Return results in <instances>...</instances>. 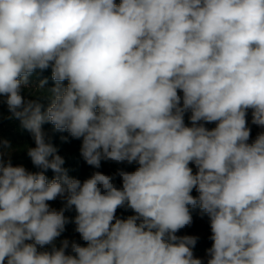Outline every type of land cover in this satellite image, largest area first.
Masks as SVG:
<instances>
[{
	"label": "clouds",
	"instance_id": "1",
	"mask_svg": "<svg viewBox=\"0 0 264 264\" xmlns=\"http://www.w3.org/2000/svg\"><path fill=\"white\" fill-rule=\"evenodd\" d=\"M49 68L42 111L23 91H45L29 78ZM0 96L40 169L0 141V264H204L198 237L176 235L189 206L210 220L207 264H264V131L249 142L246 119L264 128V0H0ZM44 123L96 169L138 167L72 178ZM73 207L86 246L57 248Z\"/></svg>",
	"mask_w": 264,
	"mask_h": 264
},
{
	"label": "rangeland",
	"instance_id": "2",
	"mask_svg": "<svg viewBox=\"0 0 264 264\" xmlns=\"http://www.w3.org/2000/svg\"><path fill=\"white\" fill-rule=\"evenodd\" d=\"M117 3L120 2V0H116ZM30 87L34 88L36 85L39 84L41 80L46 79L47 83L44 85L45 91L37 92L35 95H33L29 89H24L23 95L26 99H34L37 100L39 103L43 105L42 111L46 110L48 104L50 103L49 100V94L46 90L51 89L55 82L51 79V68L40 72L39 70L36 71L30 78ZM67 84V83H66ZM182 95V93H179ZM4 97L0 96V141H8L12 147L10 160L11 163L14 164L15 161L20 160V156L22 153L26 151V149L21 147V149H18L16 146L18 144L17 138H16V132L20 131V124L18 122V119L12 118L9 119L10 113L8 112L6 104L3 103ZM190 113H186L184 120L185 124L187 126L190 125V121L188 119ZM248 121V127L251 129V135H250V141L254 140L258 133L264 131V128H261L257 125L252 124V116H251V110L248 111L247 117ZM205 127L211 129L215 127V123H209L205 124ZM19 141V138H18ZM20 142V141H19ZM22 142V141H21ZM20 147V146H19ZM64 159L66 157H63ZM5 161L7 162L9 157L5 156ZM193 169V173L197 171L194 164L189 165ZM138 167L137 164L133 163L129 166H126V171H134ZM52 176L55 175V173L51 174ZM108 175V174H106ZM114 183L117 187L122 186V181L119 176L115 177ZM191 195L194 197L198 195V193L193 190ZM50 207L55 208L59 210L61 207H63L64 202L57 198L54 201L48 202ZM190 207V211L193 217V222L190 226L185 227L184 229H181L179 232L176 233L178 236H196L198 237L197 243L195 247L192 249L194 257L201 258L204 261V264H207L208 257V249L212 247V240L210 239L211 236V229H210V220L207 214L202 213L199 206L192 208ZM66 217L69 218V222L65 225V230L62 232V234L56 238L54 241L55 246L59 248L61 246L62 241L68 240L69 243L75 241L76 243H79L81 246H86V242H84L81 238L79 233L75 231L76 225L74 224V217L76 215L74 207L71 210H68L65 212ZM116 215L121 219H126L128 216L134 215V212L131 209H125V208H119L117 209ZM51 245L45 246V249L43 250H51ZM70 253V248L68 250Z\"/></svg>",
	"mask_w": 264,
	"mask_h": 264
},
{
	"label": "trees",
	"instance_id": "3",
	"mask_svg": "<svg viewBox=\"0 0 264 264\" xmlns=\"http://www.w3.org/2000/svg\"><path fill=\"white\" fill-rule=\"evenodd\" d=\"M67 81L64 82L66 85ZM34 100V99H33ZM19 124L20 121L18 120ZM20 131L16 132L17 138V148L21 149L23 146L26 151L21 154L20 160L15 161L13 166H24L28 171L36 172L40 171L37 169L31 162L30 157L27 155V147H35L34 140L32 135L27 130L23 129L20 124ZM43 131L46 133V136L50 138V142L57 148V152L60 156L66 157L63 167L67 170V174L72 177L79 179L83 182L85 179L89 178L93 172L100 171L104 174L114 175L119 169L125 170L126 166H129L127 162L116 163L113 161H101V166L99 169H96L88 165L80 153V148L82 144V139H74L69 133L58 132L54 129V126L51 123H44L42 125ZM62 137H67V140H62ZM19 138V141H18ZM22 141V142H21ZM20 146V147H19ZM22 147V148H23ZM6 162V161H5ZM126 171V170H125ZM53 172L48 170L45 175L48 177L49 181L54 177L52 176Z\"/></svg>",
	"mask_w": 264,
	"mask_h": 264
}]
</instances>
